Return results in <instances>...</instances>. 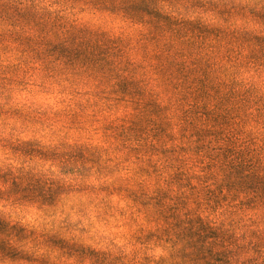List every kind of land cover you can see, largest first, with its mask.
Wrapping results in <instances>:
<instances>
[{"label": "rangeland", "instance_id": "rangeland-1", "mask_svg": "<svg viewBox=\"0 0 264 264\" xmlns=\"http://www.w3.org/2000/svg\"><path fill=\"white\" fill-rule=\"evenodd\" d=\"M264 264V0H0V264Z\"/></svg>", "mask_w": 264, "mask_h": 264}, {"label": "trees", "instance_id": "trees-1", "mask_svg": "<svg viewBox=\"0 0 264 264\" xmlns=\"http://www.w3.org/2000/svg\"><path fill=\"white\" fill-rule=\"evenodd\" d=\"M216 253L217 252L214 250L212 252H210L206 258L205 263H207V264H223L224 261L226 260V258L225 259L220 258L216 255Z\"/></svg>", "mask_w": 264, "mask_h": 264}]
</instances>
